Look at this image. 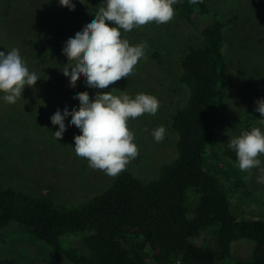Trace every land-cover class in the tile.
Segmentation results:
<instances>
[{"label": "rangeland", "instance_id": "1", "mask_svg": "<svg viewBox=\"0 0 264 264\" xmlns=\"http://www.w3.org/2000/svg\"><path fill=\"white\" fill-rule=\"evenodd\" d=\"M204 1L209 12L199 27L213 12L223 18L235 15L223 29L226 73L211 116L205 159L224 187L232 213L240 219H264V184L257 182L259 168L242 172L235 152L227 147L228 140L242 131L259 127L264 132V125L259 123L261 114L255 111L256 101L264 99V0ZM71 2L74 10L61 6L59 0H0V51L18 49L29 71L39 77L34 86L24 87L14 104L5 102L0 92V184L59 204L85 202L109 187L115 177L91 169L86 158L75 154L73 137L80 130L70 126L71 116L65 118L66 130L59 140L54 135L58 125L52 124L50 117L57 109L61 113L65 107L78 109L79 101L73 97L82 91H87L90 99L113 88L114 95L122 91L133 98L138 93L155 96L159 109L154 116L144 114L127 122L139 155L126 170L144 181L157 178L161 165L175 156L171 116L187 97V89L178 79L181 60L190 45L202 40L199 28L176 10L169 23L152 22L129 32L121 29L122 38L130 44L147 42L146 59L139 60L134 74L105 89L88 87L83 77L70 87L69 77L62 72L67 63L62 48L68 38L94 19L105 0ZM161 125L166 132L163 141L157 143L152 130ZM259 159L264 167V154ZM189 194L193 199L194 191ZM25 232L17 223L0 229V264L7 260L6 264H47L45 261L53 258L42 254L49 250ZM198 240L213 244L209 232ZM65 241L71 246L82 243L80 234H70ZM254 246L255 241L247 237L233 240L230 256L220 264L249 258ZM20 254H27V260H20Z\"/></svg>", "mask_w": 264, "mask_h": 264}, {"label": "trees", "instance_id": "2", "mask_svg": "<svg viewBox=\"0 0 264 264\" xmlns=\"http://www.w3.org/2000/svg\"><path fill=\"white\" fill-rule=\"evenodd\" d=\"M174 7L202 36L181 60L178 79L187 97L171 116L175 156L161 165L155 179L144 181L125 170L78 204L55 203L0 184V229L23 226L25 235L49 250L42 254L63 264H168L177 258L182 264H220L240 237L254 240L255 246L249 258L233 264H264V219L232 213L228 195L205 159L226 73L223 29L235 15L223 18L213 12L199 27L209 12L204 0H179ZM204 232L212 235L213 244L198 240ZM70 234L81 235V246L66 244ZM26 257L19 255L22 261Z\"/></svg>", "mask_w": 264, "mask_h": 264}, {"label": "clouds", "instance_id": "3", "mask_svg": "<svg viewBox=\"0 0 264 264\" xmlns=\"http://www.w3.org/2000/svg\"><path fill=\"white\" fill-rule=\"evenodd\" d=\"M178 2L105 0L94 13V19L74 37L68 38L62 48L67 57L62 72L69 77V86L75 87L78 79L83 77L88 87L105 89L121 78L133 75L139 60L146 59L147 42L132 45L122 38L120 30L129 32L152 22L157 25L169 23L175 15L173 5ZM202 2L189 0V4ZM59 4L69 10L75 8L71 0H59ZM38 79L35 72L29 71L18 49L6 53L0 51V92L4 93L5 102L14 104L21 98L24 87L34 86ZM114 89L97 92L91 99L87 91H82L73 97L79 101L78 109L69 111L65 107L63 113L57 109L50 117L51 123L58 125L54 135L59 140L66 130L65 118L71 116L70 126L80 130V134L73 137L75 154L86 158L91 169L101 170L113 178L125 171L139 155L134 134L127 126L129 118L136 119L144 114L154 116L159 109V100L153 95L138 93L133 98L122 91L114 95ZM255 111L261 114L259 123L264 125V99L256 101ZM165 132L161 125L152 130V136L160 143ZM227 147L235 152L237 167L242 172L250 173L259 168L257 182L264 184V167L259 159L264 154V132L259 127L242 131L228 140Z\"/></svg>", "mask_w": 264, "mask_h": 264}, {"label": "flooded vegetation", "instance_id": "4", "mask_svg": "<svg viewBox=\"0 0 264 264\" xmlns=\"http://www.w3.org/2000/svg\"><path fill=\"white\" fill-rule=\"evenodd\" d=\"M47 264H63V261L62 260H57V261H53V260H50V261H45ZM62 262V263H61ZM43 264V263H42Z\"/></svg>", "mask_w": 264, "mask_h": 264}, {"label": "built area", "instance_id": "5", "mask_svg": "<svg viewBox=\"0 0 264 264\" xmlns=\"http://www.w3.org/2000/svg\"><path fill=\"white\" fill-rule=\"evenodd\" d=\"M168 264H182L180 258H177L175 261Z\"/></svg>", "mask_w": 264, "mask_h": 264}]
</instances>
